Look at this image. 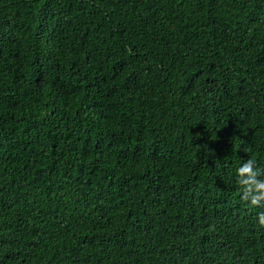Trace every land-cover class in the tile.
<instances>
[{"label": "trees", "instance_id": "16d2710c", "mask_svg": "<svg viewBox=\"0 0 264 264\" xmlns=\"http://www.w3.org/2000/svg\"><path fill=\"white\" fill-rule=\"evenodd\" d=\"M248 158L264 0H0V264H264Z\"/></svg>", "mask_w": 264, "mask_h": 264}, {"label": "clouds", "instance_id": "9594fccd", "mask_svg": "<svg viewBox=\"0 0 264 264\" xmlns=\"http://www.w3.org/2000/svg\"><path fill=\"white\" fill-rule=\"evenodd\" d=\"M240 199L251 207H264V170L258 167L254 158L244 160L235 170ZM260 227H264V213L257 216ZM214 225L209 230H214Z\"/></svg>", "mask_w": 264, "mask_h": 264}]
</instances>
